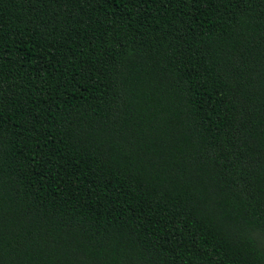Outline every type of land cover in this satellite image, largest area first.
<instances>
[{
  "label": "trees",
  "instance_id": "16d2710c",
  "mask_svg": "<svg viewBox=\"0 0 264 264\" xmlns=\"http://www.w3.org/2000/svg\"><path fill=\"white\" fill-rule=\"evenodd\" d=\"M0 264H264V0H0Z\"/></svg>",
  "mask_w": 264,
  "mask_h": 264
}]
</instances>
